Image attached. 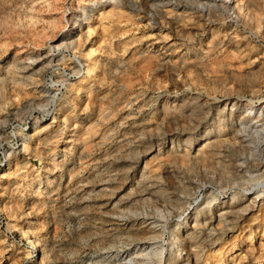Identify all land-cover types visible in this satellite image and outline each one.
Instances as JSON below:
<instances>
[{
  "label": "rangeland",
  "instance_id": "rangeland-1",
  "mask_svg": "<svg viewBox=\"0 0 264 264\" xmlns=\"http://www.w3.org/2000/svg\"><path fill=\"white\" fill-rule=\"evenodd\" d=\"M169 2L0 0V264H264V0Z\"/></svg>",
  "mask_w": 264,
  "mask_h": 264
},
{
  "label": "bare ground",
  "instance_id": "bare-ground-1",
  "mask_svg": "<svg viewBox=\"0 0 264 264\" xmlns=\"http://www.w3.org/2000/svg\"><path fill=\"white\" fill-rule=\"evenodd\" d=\"M107 1V0H106ZM108 1H113V0H108ZM155 3H153L152 5H151V9H153V11L155 12V14H158V15H160V13H158V12H160V11H162L161 10V8L160 9H158L156 6H157V2H159V4H160V6H165V5H167V6H169V5H172L170 2H169V0H153ZM175 1V0H174ZM225 2H226V0H224ZM223 2V1H222ZM224 2V3H225ZM229 2V1H228ZM224 3H223V5H224ZM117 5L116 3H113V5ZM125 4V3H124ZM226 4V3H225ZM171 8H172V6H171ZM175 8V7H174ZM227 11H228V9H227ZM179 16V15H178ZM67 32H68V30H66ZM76 63V66H75V68H74V71H77V69L79 70V67L77 68V65H79V64H77L78 62H75ZM97 65H98V63L96 62V65H94L92 68H87V70L86 71H88V73H90V72H94L96 69H97ZM73 65H71L70 67H72ZM83 71V70H82ZM48 85V84H47ZM53 97H55V92H51L50 93V100L53 98ZM49 100V101H50ZM251 108V106H249V109ZM254 108V107H253ZM32 128H35V124H34V126L32 127ZM19 137V136H18ZM20 140V139H19ZM255 198H257V197H255ZM172 262V261H171ZM171 262L169 263V264H171Z\"/></svg>",
  "mask_w": 264,
  "mask_h": 264
},
{
  "label": "built area",
  "instance_id": "built-area-1",
  "mask_svg": "<svg viewBox=\"0 0 264 264\" xmlns=\"http://www.w3.org/2000/svg\"><path fill=\"white\" fill-rule=\"evenodd\" d=\"M78 67L80 68L81 66H79L78 65ZM78 70V69H77ZM71 76V74L70 75H68V78ZM0 157H2V152H0Z\"/></svg>",
  "mask_w": 264,
  "mask_h": 264
}]
</instances>
